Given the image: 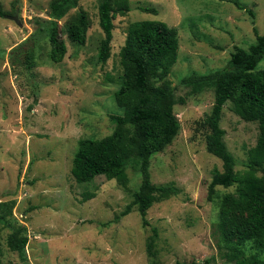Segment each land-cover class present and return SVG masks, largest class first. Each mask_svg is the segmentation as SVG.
<instances>
[{
    "label": "rangeland",
    "instance_id": "374dc122",
    "mask_svg": "<svg viewBox=\"0 0 264 264\" xmlns=\"http://www.w3.org/2000/svg\"><path fill=\"white\" fill-rule=\"evenodd\" d=\"M48 2L0 0V264H22L7 246L11 225L27 229L28 264H236L253 253L263 256L256 241H226L218 215L219 197L247 186L246 150L255 144L257 123L224 105L220 124L236 179L216 186L209 200L208 184L221 160L205 149L196 121L209 112L214 94H190L180 79L225 68L235 46L247 48L264 33V0H109L108 43L98 0H81L57 21L54 38L35 44L30 35L36 19H49ZM16 10L20 26L8 17ZM138 20H160L178 30V58L168 79L184 100L173 107L177 135L149 163L151 181L171 184L176 192L153 202L146 225L131 205L141 182L137 160L126 165V184L103 175L80 182L71 173L78 139L101 138L113 129L126 33ZM51 53L62 57L54 61ZM256 69H264V56ZM88 192L94 196L85 200ZM152 228L158 237L150 254Z\"/></svg>",
    "mask_w": 264,
    "mask_h": 264
},
{
    "label": "trees",
    "instance_id": "16d2710c",
    "mask_svg": "<svg viewBox=\"0 0 264 264\" xmlns=\"http://www.w3.org/2000/svg\"><path fill=\"white\" fill-rule=\"evenodd\" d=\"M80 1L49 0V19H36V29L30 35L33 42L39 44L54 38L57 21ZM237 5L244 9L241 4ZM139 8L156 12L153 8ZM97 9L99 26L108 43L113 27L109 0H98ZM3 14L0 11V15ZM178 48V30L163 21L138 20L129 24L122 53L121 82L113 93V100L120 110L119 114L110 116L113 129L101 138L78 139L72 160L71 173L80 182L103 175L121 184L128 180L126 165L131 159L137 160L141 182L132 194L131 205L137 206L144 225L148 224L146 212L153 202L167 199L176 192L171 184L156 185L151 181L149 163L150 156L169 145L180 128L173 107L184 100L177 98L168 79L178 58ZM103 55L104 50L100 49L99 61ZM263 56L264 33L256 34L255 41L247 48L235 46L225 68L206 74L192 73L182 77L180 84L187 87L190 94L206 89H211L214 94L211 109L196 121V127L204 130L205 149L221 160V170H214L208 184L209 200L213 198L216 186H230L236 179L235 159L226 146L225 130L220 124L224 105L228 102L241 119L257 123L255 144L246 150L247 186L237 195H221L218 215L226 241L243 244L253 240L264 246V69H256ZM61 57L50 54L54 61ZM93 196L88 192L84 199ZM157 237L156 228H152L146 244L150 254L154 253ZM27 243L26 227L11 225L7 246L18 254L22 264H28ZM236 264H264V255L253 253L238 259Z\"/></svg>",
    "mask_w": 264,
    "mask_h": 264
},
{
    "label": "water",
    "instance_id": "95a60500",
    "mask_svg": "<svg viewBox=\"0 0 264 264\" xmlns=\"http://www.w3.org/2000/svg\"><path fill=\"white\" fill-rule=\"evenodd\" d=\"M8 17L11 18L17 25H19V26L21 25V22H20V20L18 18L17 10L15 11L14 15L8 16Z\"/></svg>",
    "mask_w": 264,
    "mask_h": 264
}]
</instances>
